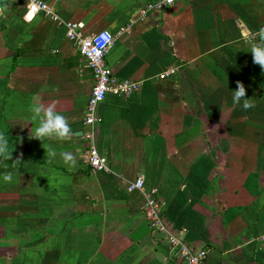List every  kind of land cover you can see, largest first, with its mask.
Returning a JSON list of instances; mask_svg holds the SVG:
<instances>
[{
	"label": "crops",
	"instance_id": "crops-1",
	"mask_svg": "<svg viewBox=\"0 0 264 264\" xmlns=\"http://www.w3.org/2000/svg\"><path fill=\"white\" fill-rule=\"evenodd\" d=\"M148 1L48 0L85 35L137 19L106 62L141 87L100 104L93 144L112 173L93 174L81 163L92 72L63 27L23 19L25 0H0V131L12 151L0 164V264H184L153 235L142 195L127 192L140 176L158 189L169 230L208 250L207 264H264V69L239 29H259L264 0H180L140 20ZM237 81L255 107L233 103ZM35 96L77 134L30 138Z\"/></svg>",
	"mask_w": 264,
	"mask_h": 264
},
{
	"label": "built area",
	"instance_id": "built-area-1",
	"mask_svg": "<svg viewBox=\"0 0 264 264\" xmlns=\"http://www.w3.org/2000/svg\"><path fill=\"white\" fill-rule=\"evenodd\" d=\"M180 0H149L140 8L136 15L140 20H145L153 13H160L173 6ZM1 15V13H0ZM41 16L57 26L63 27L67 41L72 43L78 50L94 76V84L86 104L83 124L87 127L84 138L90 140V146L81 153V163L95 173L111 174L112 168L109 160L103 156L93 144L95 129L100 124L98 108L104 102L107 95L127 98L138 91L140 82L120 80L113 74L112 69L106 62V57L116 40L131 30V25L137 19H132L126 27L120 28L116 32L107 29L100 30L93 35L84 34L82 23L68 21L59 15L57 10L48 0H25V13L23 19H32ZM264 26V23L261 25ZM260 26V27H261ZM259 27V28H260ZM241 31V41L249 44L246 31L239 24ZM250 45V44H249ZM175 69H170L160 75L161 79L169 78L174 74ZM128 193L138 192L143 197L142 212L145 215L148 225L153 235L167 245L173 253L184 264H207L208 250L197 249L186 244L181 237L170 231L164 219V205L158 198V189L148 187L143 176L130 182L126 188ZM264 242V237L261 238Z\"/></svg>",
	"mask_w": 264,
	"mask_h": 264
},
{
	"label": "clouds",
	"instance_id": "clouds-1",
	"mask_svg": "<svg viewBox=\"0 0 264 264\" xmlns=\"http://www.w3.org/2000/svg\"><path fill=\"white\" fill-rule=\"evenodd\" d=\"M248 42L251 46L250 53L253 57V63L259 65L261 69H264V26H261L257 31H249L247 36ZM237 90L233 93V103L239 104L243 100L244 110L255 107L251 103L252 99H245L247 93L245 85L237 81ZM33 103L31 104L29 111L31 113V121L37 122L38 124L34 130V133L31 129L30 138L36 140L44 139H59V140H70L75 133L68 121V118L62 113L57 111V105L55 102L44 104L41 102L39 96L33 97ZM49 155L55 157L57 155L54 149L49 151ZM61 157L63 158L66 164L74 166L75 157L67 152H61ZM12 160V151L9 150V140L6 138L4 132L0 131V164L7 169L8 164L6 161ZM21 162V159L18 157L13 163V167ZM3 180L6 183H11L13 180V173L6 171L3 174Z\"/></svg>",
	"mask_w": 264,
	"mask_h": 264
}]
</instances>
